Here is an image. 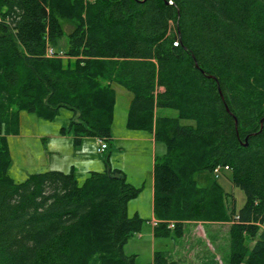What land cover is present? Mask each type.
Masks as SVG:
<instances>
[{
	"label": "trees",
	"instance_id": "16d2710c",
	"mask_svg": "<svg viewBox=\"0 0 264 264\" xmlns=\"http://www.w3.org/2000/svg\"><path fill=\"white\" fill-rule=\"evenodd\" d=\"M65 36L74 61L48 58ZM114 84L133 94L127 128L166 147L154 165L155 237L230 224L227 264H264V0H0V264H138L124 248L142 230L128 215L140 189L123 171L107 161L82 185L74 170L7 175L21 111L68 109L77 144L95 137L109 149ZM218 166L244 192L242 209L217 179L198 186L195 175ZM153 264L181 263L155 252Z\"/></svg>",
	"mask_w": 264,
	"mask_h": 264
},
{
	"label": "rangeland",
	"instance_id": "374dc122",
	"mask_svg": "<svg viewBox=\"0 0 264 264\" xmlns=\"http://www.w3.org/2000/svg\"><path fill=\"white\" fill-rule=\"evenodd\" d=\"M84 1L92 3L94 0ZM62 25L65 31H70V22L62 21ZM67 46L68 39L65 36L61 40L58 51L64 53L62 60L72 62L74 60L66 53ZM113 89L116 93V102L112 136L124 137L130 134L145 136L143 137L145 139L150 138L151 135L144 131H130L127 128L133 94L119 84H114ZM158 112L159 116L178 117V112L173 109H158ZM72 116V112L65 108L60 109L54 117L30 114L26 111L19 112L18 133H10L7 138L11 157L7 175L15 183H23L35 174L55 170L71 172L73 168L78 184L82 185L90 176V171H105L108 161L110 167L124 171L128 182L140 189L139 196L128 204V215L134 217L136 209L140 206L141 217L139 218L143 220L141 232L143 233L148 226V233L152 234L149 221L152 220L150 189L154 178L153 164L154 160H160L165 155V145L162 142L147 139L120 142L112 140L109 149L104 154H100L99 140L95 137H84L80 144L76 143L74 130L69 128ZM195 179L199 187H207L210 180H216L214 174L209 172H199L195 175ZM217 182L228 194L234 196L237 210L242 209L246 197L243 191L233 186L230 172H223L217 178ZM198 226V223L185 225L183 237L179 239L174 235L168 237L152 235L151 239L144 240L143 246L137 244L141 242L139 239L141 232L135 233L125 245L124 251L127 255L139 251L141 256L137 258V263L151 264L153 240L154 252H164L168 258L179 261L181 264H190V260L198 264V260L202 259H205L208 264H227L225 257L230 247V224L203 225L200 228ZM171 231L173 233V230ZM253 244L248 245L252 247ZM176 256L186 258V263L181 262Z\"/></svg>",
	"mask_w": 264,
	"mask_h": 264
},
{
	"label": "crops",
	"instance_id": "0c3cea01",
	"mask_svg": "<svg viewBox=\"0 0 264 264\" xmlns=\"http://www.w3.org/2000/svg\"><path fill=\"white\" fill-rule=\"evenodd\" d=\"M158 110H157V115H158ZM131 131V130H130ZM133 131V130H132ZM134 131H136V130H134ZM142 132V131H141ZM145 133V132H144ZM113 137V136H112ZM143 137H145V136H133V135H130V134H127L126 136H124V137H113V140L114 141H118V142H120V141H136V140H150V141H155V139L153 138V136L151 135L150 136V138H143ZM142 138V139H141ZM99 147V146H98ZM94 151V150H93ZM101 154V153H100ZM155 161L156 160H154V164H153V168H154V165H155ZM72 170H73V168H72ZM120 170V169H119ZM122 171V170H121ZM65 172V171H64ZM90 172H97V171H90ZM124 172V171H123ZM125 173V172H124ZM152 187H151V189H150V201H151V207H152V220L151 221H149V223H150V225H151V231H152V234L151 233H148V226H147V228H145V230H144V232L142 233H140L139 234V239L141 240V242H138L137 244H139V246L140 245H142L143 246V244H144V240H146V238H150L151 239V236L153 235L154 237H155V235H154V229H155V225H154V223L155 222H157V220L155 219V216H154V211H153V202H154V178H153V180H152ZM139 205H141V204H139ZM141 207L139 206V208H137L136 209V211H135V215L134 216H140L141 217V214H140V212H141V209H140ZM143 214V213H142ZM193 223H187L186 224V226L187 225H192ZM199 224V228L201 227V226H203V225H215L214 223H212V224H208V223H198ZM145 238V239H144ZM151 247H152V256H153V260H154V254H155V252H154V250H153V248H154V243H153V240H152V242H151ZM174 253V252H173ZM176 253H177V251H176ZM132 255H135L136 256V258H138V257H140L141 255H140V253H139V251H138V253H133ZM177 257V259H179L181 262H183V263H186V258H180V257H178V256H176ZM198 262L200 263V264H208V262H206L205 261V259L203 260H201V261H199L198 260ZM206 262V263H205ZM189 263L190 264H195L194 263V261L192 262L191 260L189 261ZM198 263V264H199ZM151 264H153V261H152V263ZM210 264H214V263H210Z\"/></svg>",
	"mask_w": 264,
	"mask_h": 264
},
{
	"label": "built area",
	"instance_id": "2783aa9c",
	"mask_svg": "<svg viewBox=\"0 0 264 264\" xmlns=\"http://www.w3.org/2000/svg\"><path fill=\"white\" fill-rule=\"evenodd\" d=\"M63 55H64L63 52L57 51L52 47H49L46 53V56L48 58H61ZM99 145L100 146H99L98 152L101 154L105 153V151L108 149V147L106 146L107 145L106 142L99 140ZM227 171L230 172V168L228 166L226 167L218 166L214 169L213 174L215 178H219L223 174V172H227ZM157 224L158 222L154 223L155 227L157 226ZM174 226H175L174 223H171L169 227L170 229H173Z\"/></svg>",
	"mask_w": 264,
	"mask_h": 264
},
{
	"label": "bare ground",
	"instance_id": "6f19581e",
	"mask_svg": "<svg viewBox=\"0 0 264 264\" xmlns=\"http://www.w3.org/2000/svg\"><path fill=\"white\" fill-rule=\"evenodd\" d=\"M66 55V54H65ZM100 146V145H99Z\"/></svg>",
	"mask_w": 264,
	"mask_h": 264
}]
</instances>
